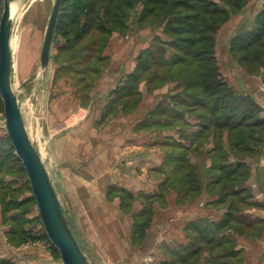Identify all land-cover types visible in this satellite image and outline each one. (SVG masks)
Returning a JSON list of instances; mask_svg holds the SVG:
<instances>
[{
  "label": "rangeland",
  "instance_id": "obj_1",
  "mask_svg": "<svg viewBox=\"0 0 264 264\" xmlns=\"http://www.w3.org/2000/svg\"><path fill=\"white\" fill-rule=\"evenodd\" d=\"M3 1L0 0V20ZM126 1L132 8L125 10L123 17L119 15L115 25L104 15L102 9L98 11V15L86 17L85 7L90 0H65L60 7L45 67L40 63L41 51L56 0H21L12 4H15V8L11 10V82L26 131L43 160L65 218L90 264H117L111 263V258H107L105 254V248L97 247L91 239L97 235L94 232L98 219L95 213L97 211L99 214L101 210L108 214L113 212V216L122 212L131 219L129 249L123 248L124 244L120 241L106 244L107 254L112 249L122 257L126 256L122 260L127 261L131 254L137 255L130 264H238L239 258L242 262L243 251L231 258H221L223 254L237 249L239 240L245 238L252 246L256 240L264 243V127H260L259 131L255 130L251 139L237 146L235 142L239 138L227 129L222 131L215 124L227 120L231 105L239 107L233 113L235 117L232 122L229 121L231 124L237 122L244 112L258 121L264 120V37L258 44L253 41L256 30L260 28L259 25L256 26L255 20H264V15H261L263 12H259L256 6H264V0L195 1L196 6L202 2H210L209 4L226 13V19L212 35V43L202 40L208 38L210 32L198 33L203 25L198 21L188 23L186 14H195L194 9L191 12L182 9L160 12L156 9V17H149L142 22L140 18L153 5L148 0ZM200 10L199 8L198 11ZM88 22L93 29L88 34H82ZM175 22L180 24L177 28H180L181 34L177 36L169 32L170 23ZM122 23L125 27L123 31L118 28ZM189 24L197 28L196 35L182 29H191ZM248 30H253V33L249 34ZM113 34L122 37L129 35V42L133 40L136 49L140 50L136 58L137 70L125 79L130 81L135 94H138L141 83L146 84L151 96L154 95V90L156 92L162 87L170 88L169 92L157 95L159 99L151 127L171 125L172 131L182 127L184 143L177 142L173 132L168 133L169 141L163 146L166 151L161 168L164 181L154 195L140 192L134 196L126 190L117 191L115 186H108V191H102L107 203H99L103 194L94 193L91 197L95 201L91 206L93 211L89 214L86 210L88 205L85 204L90 199L89 193L85 195L81 191V188L84 190L88 186L81 187L79 179L72 178L70 169L67 175V164H64L66 154L63 142L59 143V139L66 131L67 122H71L67 116V108L75 102L72 99L78 100L76 104L80 101L82 106L89 104L90 96L110 62L107 55L117 48L116 40L112 39ZM183 39L197 40V44L190 46ZM248 43L252 46H243ZM247 54L250 58L243 63L242 57ZM255 56H259L257 61ZM179 57L183 63L174 64L178 63ZM163 62L165 65L161 66ZM139 65L147 69L141 70ZM214 68L219 76L213 75ZM205 87H209V90H205ZM214 91L216 94L211 96ZM248 91L258 100L261 107L259 111L243 97L250 94ZM133 92L129 90L130 94ZM141 97L140 94L133 96L137 105ZM224 97H228V101L224 102ZM196 99L197 102L194 101ZM214 102L219 106L227 104L228 109L214 114ZM112 104L113 102L107 106L106 113H113ZM163 107L167 108L164 114L161 111ZM173 111L182 118L189 119L193 126L184 121L175 123L177 116H174ZM159 118H167L168 122H160ZM88 166L85 164L83 167ZM73 170L76 172L77 169ZM88 176L90 175L84 174L83 178ZM105 186L106 180L94 185L100 189ZM169 189L179 191L183 203L199 201L200 206H204L200 208L204 218L206 213L214 216L221 215V212L223 214L218 218V223H213V227L209 226L211 223L207 219H200L192 226H187L184 231L187 236L185 245H164L150 259L148 253L142 256L137 252L148 237L155 212L159 211L157 206L164 205L165 193ZM116 200H119L120 211L111 209ZM224 221H227L226 224L219 228ZM248 222L252 224L245 230L244 223ZM1 224L10 227L11 233L6 235L9 238L50 242L25 168L8 140L4 106L0 98ZM111 235L109 234V240H119L118 234L115 235L116 238ZM211 237L213 243L207 245L205 240ZM50 246L54 248L53 245ZM54 250L56 257L60 259L59 252ZM194 252L196 253L192 255ZM216 256L219 257L210 261Z\"/></svg>",
  "mask_w": 264,
  "mask_h": 264
},
{
  "label": "crops",
  "instance_id": "obj_2",
  "mask_svg": "<svg viewBox=\"0 0 264 264\" xmlns=\"http://www.w3.org/2000/svg\"><path fill=\"white\" fill-rule=\"evenodd\" d=\"M256 9L261 12L264 10V6L257 5ZM112 39L116 40L117 48L112 49L111 54L107 55L110 62L103 70L101 78L90 96L91 101L89 100L88 105L82 106L80 101L76 104L78 100L72 99L75 102L67 108V116L71 122H67L66 131L59 139V143L63 142V151L66 154L64 164H67V175H69L70 169L72 178H78L81 187L83 185L89 187L93 184L90 188L86 187L84 190L81 188L85 195L89 193L90 199L85 203L90 208H86L89 214L93 211L91 206L95 202L91 198L92 195L94 193L103 194V190L104 192L108 191V186H115L117 191L119 189L126 190L134 196L140 192L150 196L154 195L164 181L161 168L166 151L163 146H166L169 141L168 133L173 132L176 141L184 143L181 126V128L178 127L173 131L170 129L171 125H164L161 128L151 127V120L155 115L154 111L159 99L157 95L169 92L170 88L164 89L162 87L156 92L154 90V95L151 96V93L147 91L146 84L142 85L141 83L138 94L137 92L135 94L133 92L135 89L129 83L130 81L125 79L137 70L136 58L140 50L136 49L133 40L131 43L129 42V35L122 37L119 34H113ZM129 90L133 94H130ZM248 93L250 92L248 91ZM139 94L142 97L137 105L133 96L137 97ZM145 96L150 98L147 99ZM145 100L147 102L143 104ZM112 102L113 113H106L107 106ZM256 102L259 104L258 100ZM188 120L183 117L181 122H189L193 126V122L190 123ZM85 164L89 166L83 167ZM74 168L77 169L76 172L73 170ZM84 174L90 176L83 178ZM102 180H106L107 186L104 189L95 188L94 185H98L99 181ZM104 194L99 203H107ZM181 199V193L177 190L169 189L165 193L164 205L157 206L159 211L155 212L148 237L143 246L139 247L138 254L144 256L148 253L149 258L152 259L151 256L156 253V250L164 245H185L187 236L184 231L187 230V226L200 219H207L211 224L218 223V218L223 214L221 212V215L214 216L206 213L207 216L204 218L205 216H201L200 213V208L204 206H200L199 201L192 200V202L183 203ZM119 207V200H116L114 208L111 207V209L120 211L118 210ZM109 213L101 210L97 214L96 211L95 214L98 219L95 222L96 230L94 232L97 235L91 239L97 247L105 248V254L107 258H111L109 259L111 263H133L137 255L132 256L131 254V258L128 257L126 261L121 259H126L125 255L122 257L119 252H113L112 249L109 250L111 253L107 254L106 244H111V241L112 244L116 241L123 242V248L129 249L132 226L131 219H128L126 214L119 212L113 216V212ZM8 233H11L10 227L1 224V264H63L61 259L56 257L55 248L50 246V242L49 244L44 240L37 239L22 241L19 238L7 237ZM109 234H112L111 236L114 238L118 234L119 240H109ZM244 239L239 240L240 245L235 249L236 251H243L240 264H264V243L261 240H256L252 246L249 245L248 240L245 239L244 241Z\"/></svg>",
  "mask_w": 264,
  "mask_h": 264
},
{
  "label": "water",
  "instance_id": "obj_3",
  "mask_svg": "<svg viewBox=\"0 0 264 264\" xmlns=\"http://www.w3.org/2000/svg\"><path fill=\"white\" fill-rule=\"evenodd\" d=\"M16 1L4 0L0 20V98L4 106L7 136L27 173L41 222L50 243L59 252L63 264H90L73 234L54 186L26 131L17 95L11 82V7ZM62 0H56L43 42L40 63L45 67L50 56L51 43Z\"/></svg>",
  "mask_w": 264,
  "mask_h": 264
},
{
  "label": "trees",
  "instance_id": "obj_4",
  "mask_svg": "<svg viewBox=\"0 0 264 264\" xmlns=\"http://www.w3.org/2000/svg\"><path fill=\"white\" fill-rule=\"evenodd\" d=\"M65 0H62L61 2V7L63 5V2ZM149 3H151V5L153 6H150L148 7L147 9V13L145 16H143L142 18H140V21L142 22H145L146 19H148L149 17H156L155 16V12H156V9L159 10L160 12H163V11H168L169 9H182V10H185L187 12H191L193 9L195 11V14H186V19L188 18L189 22L188 23H191V21L193 22H199V24L203 25V28L199 30L198 33H202V32H210L211 35H209L208 38H203L202 40H208L212 43V35L214 33H216L217 29L219 28V26L224 22V20L226 19V13L225 11H221V10H218L217 8H215L212 4H209L210 2H202L201 5H198L196 6L194 3L195 1L197 0H148ZM202 1V0H200ZM155 5V7H154ZM158 7V8H156ZM132 6L131 4H129L126 0H90L89 4L85 7V16L86 17H94L95 15H98V11L100 9H102L104 12V15L109 19V21L115 25H117V20H118V16H124L123 15V12L125 10H129L131 9ZM201 9L200 11H198V9ZM165 11V12H166ZM164 12V13H165ZM263 13H261V15H264V11H262ZM59 18V17H58ZM256 22V26H260V28H258V30H256V33H255V39L253 37V41H254V44H258L259 41H262L261 39L264 37V23L262 20H255ZM169 22V21H168ZM190 26V24H189ZM177 27H180V24L179 23H173L171 24L170 23V34L173 35V36H177V35H180L181 32H179V29L180 28H177ZM191 27V26H190ZM119 30L123 31L124 30V24L122 23L121 25L118 26ZM93 27L92 25L88 22L85 24V27L82 31V34H88L90 31H92ZM184 29L186 32L189 31L190 34H195L197 33V28L194 26V27H191V29H186V28H182ZM185 33V32H184ZM248 33L251 34L253 33V30H248ZM110 35V34H109ZM183 41L185 42H188L191 45L193 44H197V40H192V41H188V40H184ZM201 41V40H199ZM252 41V42H253ZM243 46H247V47H250L252 46L251 43H248V44H244ZM260 47H262L263 45H259ZM186 53H188L186 51ZM259 57V56H257ZM257 57L255 56L254 59L255 61H257ZM248 58H250V55L247 54L246 56H243L242 57V62L245 63V62H248ZM182 58L179 57L178 58V63H174V64H181L183 63ZM156 64H159L157 63V61H155ZM165 65V62L162 63L161 66H164ZM137 68H138V65H137ZM139 68L141 70H146L147 68L146 67H140L139 65ZM215 71V68H214V74L212 72V74L216 77V76H219V73ZM211 75V76H213ZM205 90H209V87H205ZM216 94V92L214 91L212 95ZM249 94V93H248ZM245 97V100L250 102V105L253 106L254 108H256L258 111H259V108H261L259 106V104L256 102V99L251 96V94L247 95V96H243ZM198 99V97H197ZM197 99L194 100L197 102ZM228 101V97H224V102ZM200 102V101H198ZM201 104H204L203 102H200ZM181 105V104H179ZM227 107V104H222L221 106H219L217 104V102H214L213 104V113L216 114L219 110H227L228 108ZM229 107V106H228ZM230 109L228 110H231V113L228 114L227 116V120L222 122V123H216L215 126H217V128H220L222 129V131L224 130H228L231 132L232 135H236L237 138H239L235 143L236 145H241L242 143L241 142H244L246 140H249L251 139L250 137L252 135H254V131L257 130L259 131L260 130V127H264V120L263 119H260L259 121L257 119H254V116H251L249 113L247 112H244L241 116H240V119L235 122V123H232V119H234V114L235 111H237V109L239 108L238 106H235V105H231V107H229ZM167 108L163 107L161 108V111L164 113H166V110ZM230 112V111H229ZM155 113V112H154ZM173 114L174 116L176 117L175 119H177L175 121V123L177 122H181V120L183 119L181 115L177 114L175 111H173ZM179 115V116H178ZM181 116V117H180ZM160 122L161 121H166L168 122L167 118H159ZM158 120V121H159ZM180 120V121H179ZM231 121V122H229ZM171 123V122H170ZM235 131H238V132H235ZM230 137L232 138V136L230 135ZM9 140V138H8ZM10 141V140H9ZM11 143V142H10ZM12 145V144H11ZM13 147V146H12ZM250 147V146H248ZM14 149V148H13ZM248 205V204H247ZM227 221H224V222H221V226H219V228H221L222 226H224V224H226ZM193 223H191L189 226H192ZM216 224V223H215ZM215 224H210L209 226L210 227H213ZM219 224V225H220ZM245 224V230H247L248 228L246 227H250L251 226V222H248V223H244ZM216 227H218V225H216ZM206 244L207 245H212L213 243V238H207L206 240ZM198 251V250H196ZM200 251V250H199ZM196 252L192 253L195 254ZM198 253V252H197ZM241 251H231L229 252L228 254L226 253L223 254V258L221 259H224V258H231V256H234V255H240ZM219 256H216L215 258H212L210 259V261H214L215 259H217ZM238 264L241 263V260L239 258V261L237 262ZM1 264V263H0ZM167 264H171V263H167Z\"/></svg>",
  "mask_w": 264,
  "mask_h": 264
},
{
  "label": "bare ground",
  "instance_id": "obj_5",
  "mask_svg": "<svg viewBox=\"0 0 264 264\" xmlns=\"http://www.w3.org/2000/svg\"><path fill=\"white\" fill-rule=\"evenodd\" d=\"M14 8H15V4H14V5H12V7H11V10H12V9L14 10Z\"/></svg>",
  "mask_w": 264,
  "mask_h": 264
}]
</instances>
